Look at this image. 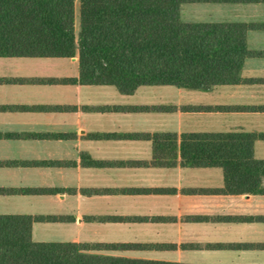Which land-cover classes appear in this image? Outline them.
<instances>
[{"label": "crops", "instance_id": "1", "mask_svg": "<svg viewBox=\"0 0 264 264\" xmlns=\"http://www.w3.org/2000/svg\"><path fill=\"white\" fill-rule=\"evenodd\" d=\"M212 4L227 14L205 22L239 24L244 48L232 81L206 89L124 92L83 83L77 56H0V215L32 218L33 241L99 256L264 264V191L229 189L264 176L226 181L182 155L186 136L226 133L264 161V0Z\"/></svg>", "mask_w": 264, "mask_h": 264}, {"label": "trees", "instance_id": "2", "mask_svg": "<svg viewBox=\"0 0 264 264\" xmlns=\"http://www.w3.org/2000/svg\"><path fill=\"white\" fill-rule=\"evenodd\" d=\"M245 1L0 0V56H77L83 83L124 92L143 84L206 89L232 81L243 58V27L185 23L180 7ZM251 142L244 135L192 134L181 149L188 165L220 166L226 181L245 183L264 176V169L253 166L264 161L252 159ZM229 189L264 191L249 185ZM31 223L27 216L0 215V264H155L94 255L83 244L33 241Z\"/></svg>", "mask_w": 264, "mask_h": 264}, {"label": "rangeland", "instance_id": "3", "mask_svg": "<svg viewBox=\"0 0 264 264\" xmlns=\"http://www.w3.org/2000/svg\"><path fill=\"white\" fill-rule=\"evenodd\" d=\"M180 14L185 23L201 22L217 20L222 14L226 15L227 10L212 3H186L181 5Z\"/></svg>", "mask_w": 264, "mask_h": 264}]
</instances>
